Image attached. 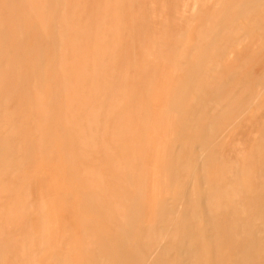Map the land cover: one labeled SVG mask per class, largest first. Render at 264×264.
<instances>
[{"label":"rangeland","instance_id":"374dc122","mask_svg":"<svg viewBox=\"0 0 264 264\" xmlns=\"http://www.w3.org/2000/svg\"><path fill=\"white\" fill-rule=\"evenodd\" d=\"M0 264H264V0H0Z\"/></svg>","mask_w":264,"mask_h":264}]
</instances>
